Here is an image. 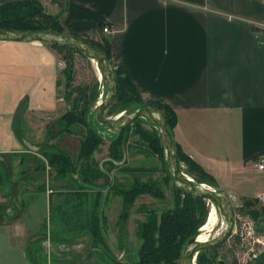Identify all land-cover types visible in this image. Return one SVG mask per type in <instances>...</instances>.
Listing matches in <instances>:
<instances>
[{"label":"crops","instance_id":"1","mask_svg":"<svg viewBox=\"0 0 264 264\" xmlns=\"http://www.w3.org/2000/svg\"><path fill=\"white\" fill-rule=\"evenodd\" d=\"M14 1L23 0L0 6ZM36 1L65 33L109 41L114 67L142 100L175 112L182 152L233 203L264 207V173L254 167L264 158V0ZM59 66L42 42L0 41V154L37 150L14 123L18 111L59 109Z\"/></svg>","mask_w":264,"mask_h":264},{"label":"rangeland","instance_id":"2","mask_svg":"<svg viewBox=\"0 0 264 264\" xmlns=\"http://www.w3.org/2000/svg\"><path fill=\"white\" fill-rule=\"evenodd\" d=\"M56 49L59 109L44 117L18 111L14 125L17 130L28 127L26 139L36 143L37 150L0 154V264H137L140 226L152 214L160 218L163 212L191 202L175 183L157 125L140 119L119 135L99 127L95 114L107 88L97 62L74 50ZM132 98L130 102L116 99L106 117L118 120L138 111L142 106ZM65 115L68 119L62 120ZM91 125L103 142L91 156L81 158ZM118 138L114 158L111 145ZM181 165L197 183L188 162ZM96 166L102 175L94 173ZM137 183L149 188L125 201L119 191ZM232 204L233 236L223 246L207 250L205 264H253L264 250V236L256 233V224L245 214L257 209L263 215L264 207ZM210 209L208 202H202L195 212L206 223ZM245 221L254 223V233L242 239ZM226 229L217 209V225L209 241L220 238ZM201 230L199 236L205 232Z\"/></svg>","mask_w":264,"mask_h":264},{"label":"trees","instance_id":"3","mask_svg":"<svg viewBox=\"0 0 264 264\" xmlns=\"http://www.w3.org/2000/svg\"><path fill=\"white\" fill-rule=\"evenodd\" d=\"M38 14L43 16L44 19L40 20ZM0 29L21 32L43 30L55 31L58 33L65 32L60 24L59 16H54L46 13L43 5L36 0L14 1L1 5ZM87 42L93 44L108 55L117 77V100L122 99L126 101L127 98V102H130L133 99L132 97H134L136 98V102L141 104L142 107L147 104L149 106L154 105L151 107L161 110L166 115L167 127L172 137L174 138L173 131L177 123L175 112L168 105H164L159 102L146 103L142 100L136 86L134 85L127 72L121 68L116 69L114 67L111 61L109 41H105L103 44H98L90 41ZM49 46L57 52H59V50L56 48L70 49L79 52L68 46H58L52 44H49ZM158 104L162 106H157ZM67 119L68 115H65L62 120ZM138 120H136L135 123ZM124 131L125 129L121 133H123ZM119 140L120 138H118V140L116 141H113L111 145L113 148L112 154L114 158L118 156V152L115 148ZM101 142H103V138L91 125L89 136L82 144L80 157L87 158L91 156V154ZM176 145L179 150L180 162H183L184 160L188 162L190 172H195L198 176L199 180L197 181V183L209 185L217 192L221 193L217 188L214 178L206 171H204L201 166H199L192 159L186 156L177 143ZM64 163L68 165L69 162L66 161ZM96 167L97 171L94 173L102 175V171L98 166ZM86 171L87 169H84L83 176H85ZM148 188L149 187L147 186V184L137 183L135 187L127 190H121L119 191V193L124 195L126 201L131 198L134 199L137 195H140ZM179 190L184 195H186L188 201L191 203L183 206H177L174 210L163 212L160 218L155 217L154 214L150 215L149 218H147L146 222L140 226L138 231L139 237L142 241V246L139 253V261L137 262V264H179V259L184 249L188 246L189 242L192 239L198 238L200 232L199 230L207 223H205L204 218H198L197 212H195L197 204L207 201L185 194L181 189ZM262 216H264V213ZM206 256L207 251L201 252L197 258V264H205L207 261Z\"/></svg>","mask_w":264,"mask_h":264},{"label":"water","instance_id":"4","mask_svg":"<svg viewBox=\"0 0 264 264\" xmlns=\"http://www.w3.org/2000/svg\"><path fill=\"white\" fill-rule=\"evenodd\" d=\"M0 41L19 43L42 42L58 46H68L96 61L107 88V97L101 102L95 114V121L99 127L108 128L113 133L119 135L124 129L133 125L140 118L157 125L163 145L166 148L175 183L179 189L185 194L203 199L216 207L224 217L227 226L226 232L220 238L207 242H199L198 238L192 239L182 252L179 264H195L201 252L219 248L229 241L235 229V212L232 201L227 195L217 192L206 184H197L184 174L179 159L178 147L167 127L166 115L159 109L144 105L132 115L118 120H111L106 117L108 109L116 102L118 97V82L115 70L105 52L74 35L46 30L21 32L0 29ZM245 214L256 224V232L264 236V216H262L261 211L250 209ZM253 264H264V250L254 257Z\"/></svg>","mask_w":264,"mask_h":264},{"label":"bare ground","instance_id":"5","mask_svg":"<svg viewBox=\"0 0 264 264\" xmlns=\"http://www.w3.org/2000/svg\"><path fill=\"white\" fill-rule=\"evenodd\" d=\"M100 76H101V74H100ZM101 78H102V76H101ZM191 181H193V180H191ZM210 208L211 209H210V214H209L207 223H206V225L204 227H202V230H201L202 232H204V231L205 232H204V234L202 233V235L198 236V241L199 242H207V241H209V238L211 237V232H213L215 230V227L217 225V209H216V207H214L211 204H210Z\"/></svg>","mask_w":264,"mask_h":264},{"label":"built area","instance_id":"6","mask_svg":"<svg viewBox=\"0 0 264 264\" xmlns=\"http://www.w3.org/2000/svg\"><path fill=\"white\" fill-rule=\"evenodd\" d=\"M103 31H104V33H108L110 31V29H109V27H104ZM254 167L259 172L264 173V158H261L259 161H257L255 163ZM252 221H250L251 223L249 221H245V223L243 225V229L240 232L242 239L245 237L251 236L254 233V228H253L254 223ZM252 229H253V232H252Z\"/></svg>","mask_w":264,"mask_h":264}]
</instances>
